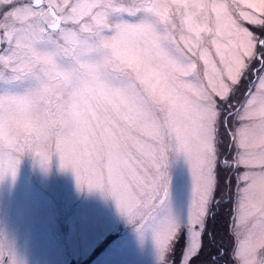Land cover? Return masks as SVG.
I'll list each match as a JSON object with an SVG mask.
<instances>
[{
  "label": "snow or ice",
  "instance_id": "1",
  "mask_svg": "<svg viewBox=\"0 0 264 264\" xmlns=\"http://www.w3.org/2000/svg\"><path fill=\"white\" fill-rule=\"evenodd\" d=\"M26 153L110 196L160 264H264V0H0V180ZM225 188L234 243L206 253Z\"/></svg>",
  "mask_w": 264,
  "mask_h": 264
},
{
  "label": "rangeland",
  "instance_id": "2",
  "mask_svg": "<svg viewBox=\"0 0 264 264\" xmlns=\"http://www.w3.org/2000/svg\"><path fill=\"white\" fill-rule=\"evenodd\" d=\"M174 174L178 179L173 208L183 215L192 199L193 180L187 164ZM230 191L225 188L217 194L218 200L224 197L223 214L220 228L215 227L216 219L209 225L217 237L206 253L234 243L227 231ZM105 241L96 255L94 250ZM0 245L10 251L14 264H160L151 235L142 238L110 196L78 186L74 171L62 168L58 155L45 169L37 157L26 153L15 178L9 174L0 180ZM179 253L180 248L172 259L177 260Z\"/></svg>",
  "mask_w": 264,
  "mask_h": 264
},
{
  "label": "trees",
  "instance_id": "3",
  "mask_svg": "<svg viewBox=\"0 0 264 264\" xmlns=\"http://www.w3.org/2000/svg\"><path fill=\"white\" fill-rule=\"evenodd\" d=\"M234 180H235V178H234ZM227 204H229V207H230V209H231V204L229 203V202H227ZM220 210V211H219ZM221 212V209H220V207H217L216 208V213L215 214H217L216 215V217H215V219H216V225H215V227H217V229L218 228H220V225H219V220H220V218H221V216H222V214H223V212L222 213H220ZM222 220V219H221ZM225 220V219H224ZM224 224V223H223ZM219 225V226H218ZM224 226H222V228H223ZM111 238H112V236H110L109 238H108V242L111 240ZM107 241H105V242H103L101 245H99L94 251H95V253L97 254V253H99L100 251H101V249L105 246V244L106 243H108ZM213 245V240L211 239V236L208 238V241H207V245ZM180 248V245H178L177 246V248L176 249H179Z\"/></svg>",
  "mask_w": 264,
  "mask_h": 264
}]
</instances>
